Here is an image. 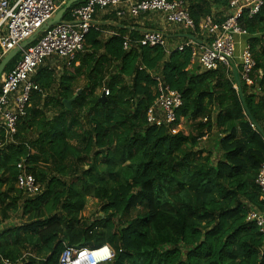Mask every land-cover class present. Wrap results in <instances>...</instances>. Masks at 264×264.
<instances>
[{"label": "trees", "instance_id": "16d2710c", "mask_svg": "<svg viewBox=\"0 0 264 264\" xmlns=\"http://www.w3.org/2000/svg\"><path fill=\"white\" fill-rule=\"evenodd\" d=\"M183 1L198 30L231 0ZM239 24L257 66L253 85L241 82L238 91L235 74L222 65L203 71L191 48L125 50L122 28L107 40L92 29L60 77L51 63L38 69L40 91L15 140L0 148V264H59L65 246L103 245L115 252L107 264H264V235L247 219L264 212L256 183L264 164V6ZM157 78L183 96L174 125L148 123ZM181 123H190L188 132L174 134ZM209 135H217L214 152L200 149ZM21 163L40 185L35 194L17 187ZM89 196L101 202L95 220L81 218ZM18 211L26 221L1 229Z\"/></svg>", "mask_w": 264, "mask_h": 264}, {"label": "built area", "instance_id": "2783aa9c", "mask_svg": "<svg viewBox=\"0 0 264 264\" xmlns=\"http://www.w3.org/2000/svg\"><path fill=\"white\" fill-rule=\"evenodd\" d=\"M263 6L264 0H231L222 21L217 16H207L197 30L183 0H86L83 5L70 11V20L64 18L61 24L38 34L56 14L57 0H0L1 57L38 34L35 42L21 50L20 59L14 68L4 73L0 80V148L15 140L20 119L27 113L33 92L40 91L33 81L38 69L48 59L61 60L69 69L78 54L83 52L86 36L92 29L98 28L95 16L99 11L115 13L121 19L137 18L148 13L161 14L167 24L189 30L195 35V39L190 38L174 50L181 52L191 48L193 63L197 62L203 71L216 70L222 65L229 74L237 71L240 83L251 86L257 63L248 42L250 35L239 21L246 15L254 17ZM134 44L140 47H162L166 53L171 52L168 38L161 31H146L137 41L127 38L123 46L129 50ZM156 81L159 94L148 111V123L174 125L178 121L177 112L183 105V96L160 79ZM234 88L239 90L237 82ZM103 94L106 97L109 92L104 90ZM178 128L172 132L178 133ZM18 167L22 173L17 176V187L29 194L37 193L40 185L36 178L26 173L22 163ZM256 183L264 202V164ZM247 219L255 222L264 235V212L252 210ZM114 258L115 252L109 245L93 249L65 246L59 264H107ZM5 263L9 264L8 261Z\"/></svg>", "mask_w": 264, "mask_h": 264}, {"label": "crops", "instance_id": "0c3cea01", "mask_svg": "<svg viewBox=\"0 0 264 264\" xmlns=\"http://www.w3.org/2000/svg\"><path fill=\"white\" fill-rule=\"evenodd\" d=\"M65 2H63L60 5L57 4L58 10L61 9V7H63ZM224 12L225 11L220 12V14L217 12H214L213 15L217 16L216 17L217 19H221L224 16ZM107 17L109 19L106 20ZM95 22L97 26L99 27V31L102 35L101 38L104 40H107L114 36H120L116 28H122L126 30L125 32L126 36L124 37V41L127 38L132 39L133 41H137L141 39L144 32L146 31H161L166 34L169 45L172 48L173 47L176 48L178 45L183 44L186 41L190 40L189 36H193V37L195 36L189 30L180 29L176 26H171L167 24L163 15L157 14V13L156 14L154 13L143 14L137 18L121 19L118 16H116L115 13H109L107 11H99L95 16ZM101 25L107 26V27L100 29ZM135 31L139 33V38L133 37L132 32H135ZM132 46L136 47L137 45L134 44ZM3 59L4 57L0 56V61H2ZM51 64H52V67H55V68H60L62 65H64V63L58 59H53ZM76 65L78 66L79 63H77Z\"/></svg>", "mask_w": 264, "mask_h": 264}, {"label": "rangeland", "instance_id": "374dc122", "mask_svg": "<svg viewBox=\"0 0 264 264\" xmlns=\"http://www.w3.org/2000/svg\"><path fill=\"white\" fill-rule=\"evenodd\" d=\"M213 10H215V12L219 13L218 10H216V6L213 7ZM169 49L172 52L175 47H170L169 45ZM173 49V50H172ZM239 51H237L238 53ZM53 61V59H48V61L46 62L45 65H50V63ZM65 66V64H64ZM54 68L53 70L55 71L57 77H60L63 72H64V67L63 65L60 68ZM85 81L83 79H81L77 85L78 88H82L84 85ZM100 93V92H99ZM54 95L56 96L57 99H59L58 94L54 93ZM54 113L51 112V114L49 113V117H52ZM189 125L190 123H185L184 125L181 123V126L178 128L179 130L184 129V132L187 133L188 129H189ZM178 130V131H179ZM217 138V135H213V136H208L206 137L202 142H200V149H205L207 151H212L214 152V146H215V140ZM69 181H72V179L70 178H66ZM102 211H101V202L99 201V199L95 198L94 196H89L86 199V205L84 210L81 213V218L83 220H95L97 218H99L102 215ZM26 220H24L21 217V211H18V213L13 214L11 219L9 221H6L4 223H2L1 225V229H7V228H11L15 225L17 226H21Z\"/></svg>", "mask_w": 264, "mask_h": 264}, {"label": "water", "instance_id": "95a60500", "mask_svg": "<svg viewBox=\"0 0 264 264\" xmlns=\"http://www.w3.org/2000/svg\"><path fill=\"white\" fill-rule=\"evenodd\" d=\"M80 1H83V0H67L64 3L63 7L56 12L54 17L50 21H48V23L43 27L42 30L39 31L38 34L42 33L43 31L48 30L50 27H53L55 25L61 24V22L63 21L65 15L71 9V7L74 4L79 3ZM37 35L31 37L28 41H25L24 43H22L20 47H18L15 50L11 51L10 53H8L4 57V59L0 63V80H1V78H2V76L4 74V72H5L6 67L8 66V64L21 52L22 49H24L27 46H29L30 44H32L37 39ZM189 38L195 39L193 36H189ZM234 74H235V78H236L237 83L240 84V80H239V76H238L237 71H235ZM104 99H105V96H104V94H102L101 100H104ZM75 100H76V96L73 99H71V100L64 101V104H65L66 108L71 109L72 103Z\"/></svg>", "mask_w": 264, "mask_h": 264}, {"label": "snow or ice", "instance_id": "6c2138e0", "mask_svg": "<svg viewBox=\"0 0 264 264\" xmlns=\"http://www.w3.org/2000/svg\"><path fill=\"white\" fill-rule=\"evenodd\" d=\"M105 251H107V250H105Z\"/></svg>", "mask_w": 264, "mask_h": 264}]
</instances>
